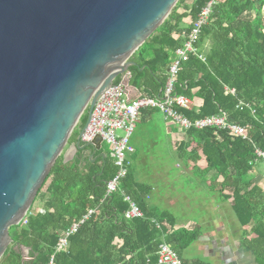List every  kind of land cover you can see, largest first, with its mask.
Here are the masks:
<instances>
[{
  "label": "trees",
  "instance_id": "obj_1",
  "mask_svg": "<svg viewBox=\"0 0 264 264\" xmlns=\"http://www.w3.org/2000/svg\"><path fill=\"white\" fill-rule=\"evenodd\" d=\"M185 1H177L164 22L129 58L134 63L128 68L129 84L146 97H160L174 52L207 0H191L189 7ZM195 48L203 61L191 55L181 65L175 91L190 98L196 88L194 95L202 105L197 112H179L190 122L223 114L245 129L247 140L208 128L185 133L200 148L207 169L224 178L222 189L232 195L234 212L246 226L258 207L260 192L246 176L252 170L254 150H264V0H216ZM118 82L116 78L114 83ZM85 111L67 144L75 141L84 125ZM92 153V147H85L71 161L63 163L61 155L56 159L26 214L27 223L9 228L11 242L0 264H157L161 241L180 258L195 235L186 230L165 234L161 226L167 220L165 215L155 220L156 228L145 203L149 189L137 184L129 169L119 191L106 197L105 184L116 170L110 157L102 158L100 151L90 161ZM123 195L139 207L142 218H123L128 207ZM72 225H77L76 231L57 250ZM253 231L257 238L249 248H253L256 263L264 264V234ZM20 248L27 250L25 259Z\"/></svg>",
  "mask_w": 264,
  "mask_h": 264
},
{
  "label": "water",
  "instance_id": "obj_2",
  "mask_svg": "<svg viewBox=\"0 0 264 264\" xmlns=\"http://www.w3.org/2000/svg\"><path fill=\"white\" fill-rule=\"evenodd\" d=\"M177 1L0 0V257L85 110L73 154L101 145H80L94 104Z\"/></svg>",
  "mask_w": 264,
  "mask_h": 264
},
{
  "label": "crops",
  "instance_id": "obj_3",
  "mask_svg": "<svg viewBox=\"0 0 264 264\" xmlns=\"http://www.w3.org/2000/svg\"><path fill=\"white\" fill-rule=\"evenodd\" d=\"M191 2L186 0L185 6L189 7ZM177 12L182 13V7ZM175 38L176 35L173 36ZM129 78L127 75L119 78L124 86L125 99L130 101L145 96L129 84ZM196 91V88L191 90L188 98L190 112H197L202 105L201 99L194 95ZM76 139L77 136L71 144L74 145ZM241 140H247V137ZM129 143L133 153L127 157L130 162L128 169L137 184L149 189L145 203L151 221H158L160 215H165L167 220H162L161 225L165 234L186 230L195 235L180 253L182 264H257L253 248L249 247L250 242L257 238L253 229L264 234V171L257 168L264 160H256L255 157L252 170L246 176V181L259 188L260 192L256 197L258 207L252 221L242 226L233 209L232 195L222 189L224 178L207 169L196 143L176 123L165 120L160 111L146 108L139 112ZM188 143V147L180 152ZM71 144H66L69 147L65 160L76 155ZM99 151L102 158L108 155L102 151L101 143L99 147L92 148V156ZM89 154L85 152V155ZM156 228H159L157 223ZM22 249L25 259L27 250Z\"/></svg>",
  "mask_w": 264,
  "mask_h": 264
},
{
  "label": "built area",
  "instance_id": "obj_4",
  "mask_svg": "<svg viewBox=\"0 0 264 264\" xmlns=\"http://www.w3.org/2000/svg\"><path fill=\"white\" fill-rule=\"evenodd\" d=\"M215 2L216 0L206 1L192 23V27L182 46L175 50L160 97L141 96L128 101L125 99L123 84L118 82L109 87L94 104L88 124L81 136V143L88 144L98 138L102 144L108 147V156L112 160L116 171L113 178L105 184L106 197L119 191V185L127 174L129 166L127 157L133 153L129 141L135 129L139 112L142 109H157L162 113L165 120L176 123L185 132L190 129L202 130L208 128L225 132L230 138H246L245 129L236 123L230 122L223 114L190 122L179 112L180 110H191V102L187 97L176 93L177 75L181 65L191 55L197 56L198 59L203 61V58L196 54L195 45L202 27L208 22L211 8ZM255 157L256 160H264V151L255 150ZM123 202L128 206L123 213L125 220L142 218L141 211L129 196L123 195ZM26 223L27 217L25 215L21 219L20 224L25 225ZM76 229L77 225H72L69 228L59 240L57 250L65 247L66 238L73 234ZM156 257L157 264H182L177 254L164 243L157 247Z\"/></svg>",
  "mask_w": 264,
  "mask_h": 264
},
{
  "label": "rangeland",
  "instance_id": "obj_5",
  "mask_svg": "<svg viewBox=\"0 0 264 264\" xmlns=\"http://www.w3.org/2000/svg\"><path fill=\"white\" fill-rule=\"evenodd\" d=\"M84 112H86V111H84ZM84 112H83V113H84ZM77 124H78V122H77ZM77 124H76V126H77ZM76 126H75V128H76ZM75 128H74V129H75ZM68 147H69V146H66V145L64 146V148H63V150H62V152H61V154H60L62 157H63L64 154L67 153L66 151H67ZM102 151H103V152H107V153H109L108 147H107L105 144H102ZM65 156H66V155H65ZM127 161H128V163H130L128 158H127ZM263 165H264V163L261 162V164H260L259 166H257V168L260 169V170H262V169H263ZM44 190H45V186L41 189L40 194H39L38 197L36 198V204H35L36 207H38V205H39V199L42 197ZM31 209L33 210V212H35V209H33V205H32V207H31ZM36 210H37V209H36ZM21 251H23V249H22Z\"/></svg>",
  "mask_w": 264,
  "mask_h": 264
}]
</instances>
